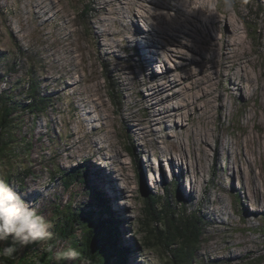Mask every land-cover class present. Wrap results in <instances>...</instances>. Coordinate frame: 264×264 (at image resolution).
<instances>
[{"label": "rangeland", "instance_id": "1", "mask_svg": "<svg viewBox=\"0 0 264 264\" xmlns=\"http://www.w3.org/2000/svg\"><path fill=\"white\" fill-rule=\"evenodd\" d=\"M114 1L0 0V95L13 107L10 126L0 128V178L51 222L54 233L52 242L18 247L13 257L0 260L37 264L51 247L50 262L58 264L55 252L68 246L79 250L85 227L76 224L71 235L57 237V211L67 214L81 208L92 211L89 225L105 222L115 234L116 249L109 250L104 264H132L131 257L135 264H174L178 243L166 246L158 237L164 211L174 217L183 213L200 217L191 264H264V0H211L218 33L228 19L236 27L245 51L242 60L251 59L248 68L258 76L259 89L248 85L246 98L231 72L229 79L236 84L230 96L221 85L225 107L221 112L214 109L209 124L221 141L216 150L213 141L206 146L195 188L190 185L193 175L181 173L186 164L172 166L156 143L173 136L176 141V134L189 142V131L179 129L171 118L151 125V102L129 88L132 73L141 76L140 68L142 76L151 74L157 82L172 79L174 71L164 72L170 63L161 62L169 57L149 43L156 50L154 63L136 66V43L128 39L129 31L137 32L135 38L142 45L156 35L136 11L125 10L127 17L121 20L112 11ZM124 25L128 31L120 34ZM207 33L202 27L200 35ZM120 57L125 59L123 68ZM139 89L144 93L142 85ZM197 124L190 120L191 128ZM106 135L111 145L104 141ZM167 147L174 155L175 146ZM153 150L156 155L150 154ZM78 166L85 167L83 178L66 186L64 176ZM115 166L129 176L130 184L111 201L100 191L94 170L116 180ZM116 184L120 188V182ZM59 264L89 262L79 255Z\"/></svg>", "mask_w": 264, "mask_h": 264}, {"label": "bare ground", "instance_id": "2", "mask_svg": "<svg viewBox=\"0 0 264 264\" xmlns=\"http://www.w3.org/2000/svg\"><path fill=\"white\" fill-rule=\"evenodd\" d=\"M210 3L211 0H115L113 5H116L112 9L120 16L121 20H125L127 17L125 10L136 11L140 17L147 21L150 33L156 35L155 39L149 38L151 42L145 40V44L142 45L138 38H135L137 32L129 31L131 36L128 39H133L136 43L134 45L138 56L136 66L140 68L154 63L153 52L156 50L153 47L155 46H158L159 52L165 53L169 57L168 60L163 58L161 62L170 63L164 72L174 71L172 79L157 82L151 74L142 76L143 71L140 68L137 72L141 76L132 73L129 88L134 91L133 93L142 95L143 98L151 102L148 106V109L152 111L149 115L151 125L163 123L166 118H171L179 129L189 131L187 135L189 142L176 134V141L173 136L172 139L159 138L156 143L161 152L170 157L172 166H179V161L186 164V168L180 170L181 173L188 176L193 175L190 179L191 188H195L198 184L196 173L201 171L202 159L207 157L206 146H210L213 141L215 142L214 150H216L217 144L221 141L217 131L209 126L210 118H214V109L221 112L225 107V97L220 91L221 85L230 96L231 86L237 83L240 93L246 98L250 97L247 90L248 85H255L259 89L258 76L248 68L252 63L251 59L242 60L245 51L240 46L241 38L236 27L228 19L225 30L218 33L220 27L217 22L212 21L214 16L210 10ZM142 25L144 26L145 23L143 22ZM202 27L207 29V36L200 35ZM126 31H128L127 26H121L120 34ZM177 32L180 33L177 34ZM171 38L173 39L171 40ZM123 40H127V37H124ZM149 43H152L153 47H148ZM187 50L198 53L200 57L191 56ZM120 58L122 60L119 61V68H123L125 59ZM236 65L238 68L235 70ZM230 72L237 76L236 83L229 79ZM166 75L163 73L162 77L165 78ZM224 79H228L226 84H223ZM141 85L144 87V93L139 89ZM141 100L138 99L137 102H141ZM170 100L177 102L172 106H166L165 103ZM251 119L252 117L249 116L247 122L249 123ZM190 120L198 121L199 125L191 128ZM175 126H173L174 129L177 128ZM157 132V129H154L153 134H157ZM104 139L111 145L109 136L106 135ZM167 144L175 146L174 155H171ZM156 153V150L150 152L151 155H156ZM109 158L111 155L107 156V159ZM111 161L115 163L116 159H111ZM120 169L118 166L113 167V171L117 174L116 180L121 184L120 188L117 186L116 180L109 179L105 173L101 174L100 170H94V173L98 174L100 191L111 201H115L119 195L123 194L130 184L129 176L123 175ZM167 169L172 171L171 166ZM101 175L103 179L100 178ZM244 187L242 186V189ZM188 197L192 198L191 193L188 194ZM110 209L112 215L113 210L111 207ZM119 239L123 242L121 235ZM128 247L127 254L130 257L131 248ZM130 259V262L135 264L134 257Z\"/></svg>", "mask_w": 264, "mask_h": 264}, {"label": "trees", "instance_id": "3", "mask_svg": "<svg viewBox=\"0 0 264 264\" xmlns=\"http://www.w3.org/2000/svg\"><path fill=\"white\" fill-rule=\"evenodd\" d=\"M33 90V87H30L29 92L31 93ZM2 99L4 97L0 95L1 102ZM2 103L3 105L0 109V128L7 129L10 126L8 116L13 107L12 104H7L6 101ZM84 170V166H78L69 170L64 176L65 185L68 186L74 178L81 180L83 178L81 172ZM57 212L58 217L55 223L56 236H69L74 231V225H83L85 230L81 244L79 245V255L87 258L89 264H104L110 255L109 250L116 249L115 234L109 227H106V223L97 220L94 225H89V221L92 218V211L81 208L70 209L67 214L63 211ZM164 212L163 228L158 231L159 239L166 246H171L176 242L178 243V248L173 252L172 256L174 264H191L194 246L197 244L199 238L200 217L196 214L186 215L184 213L174 217V214L168 215L166 211ZM52 255V248H46L37 264H54L50 262Z\"/></svg>", "mask_w": 264, "mask_h": 264}, {"label": "clouds", "instance_id": "4", "mask_svg": "<svg viewBox=\"0 0 264 264\" xmlns=\"http://www.w3.org/2000/svg\"><path fill=\"white\" fill-rule=\"evenodd\" d=\"M52 224L6 179L0 178V257L11 258L18 247L54 240ZM79 252L68 246L55 252V260H76ZM3 264V260H0Z\"/></svg>", "mask_w": 264, "mask_h": 264}]
</instances>
